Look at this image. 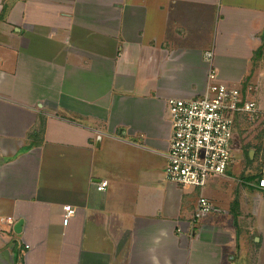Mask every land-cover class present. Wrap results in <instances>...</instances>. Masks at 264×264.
I'll return each instance as SVG.
<instances>
[{"label": "crops", "instance_id": "obj_1", "mask_svg": "<svg viewBox=\"0 0 264 264\" xmlns=\"http://www.w3.org/2000/svg\"><path fill=\"white\" fill-rule=\"evenodd\" d=\"M262 66L264 0H11L0 264H264V228L244 204L263 192L226 174L237 190L226 198L212 177L204 194L218 210L195 218L200 191L165 175L168 100L201 94L211 67L241 84L264 81ZM5 215L24 218L22 231Z\"/></svg>", "mask_w": 264, "mask_h": 264}, {"label": "built area", "instance_id": "obj_2", "mask_svg": "<svg viewBox=\"0 0 264 264\" xmlns=\"http://www.w3.org/2000/svg\"><path fill=\"white\" fill-rule=\"evenodd\" d=\"M211 55V54H210ZM252 87L230 84L220 79L215 67H211L205 89L199 95L168 100L172 132L167 152L165 175L167 179L182 186L198 189L195 218L218 210L213 201L204 194L212 177L226 175L232 170L234 155L241 151L237 142L238 127L246 123L260 127L261 147L249 150L250 157L258 162L253 178H238V182L260 190L264 194V107L252 96ZM236 143L239 145L237 146ZM108 180L97 184L104 190ZM65 220L75 213V208L65 205ZM13 225L16 219L3 216Z\"/></svg>", "mask_w": 264, "mask_h": 264}, {"label": "rangeland", "instance_id": "obj_3", "mask_svg": "<svg viewBox=\"0 0 264 264\" xmlns=\"http://www.w3.org/2000/svg\"><path fill=\"white\" fill-rule=\"evenodd\" d=\"M1 13H0V15H1ZM260 68H261V72L264 73V66H262ZM252 78L253 77H251V79L248 81L247 86L249 85L252 87V93H251L252 96L264 107V81H258L257 82L256 78H254L256 81ZM259 130H260V127L257 124L248 122V124H246V128L245 129L242 128L241 131H239V134L236 138L237 142L240 143L241 151L236 152L234 155L235 160L233 163V167L235 168V170L232 167V170L229 171L227 174L230 175L231 179L234 180L235 183L238 185V190L245 188V185H242V184H240V182H238V178L243 176V174L245 176L248 174L251 175L253 172H255L258 169V165H259L258 162L255 159H253L250 163H248V159L246 160L247 156H246V154L242 153V151L244 150V146L248 145V143H250V145L251 144H256V145L260 144L261 133ZM236 145L239 146L237 143H236ZM248 150H249V148H248ZM215 179L214 180L217 181L218 185L222 188V192L225 194L226 198H231L234 196V193H236V191H237V190L235 191V185L234 186L233 185L228 186L226 179L219 177V176H215ZM231 184H233V183H231ZM247 190L250 191V189H248V188H247ZM257 193H260V192H257ZM249 194H250V197H248L247 201L244 202V204H246L245 205V216L248 219V221H253L249 207L254 209L255 214L257 213L256 215H257V219H258L256 226L261 231V229L264 228V209L262 210L263 212L262 211L259 212V208H261V209L264 208V203H261L260 199L255 196L254 192H249ZM261 195H262V193H261ZM262 197H263V195H262ZM256 237H258V236H256Z\"/></svg>", "mask_w": 264, "mask_h": 264}, {"label": "trees", "instance_id": "obj_4", "mask_svg": "<svg viewBox=\"0 0 264 264\" xmlns=\"http://www.w3.org/2000/svg\"><path fill=\"white\" fill-rule=\"evenodd\" d=\"M10 3H11V0H5L4 1V3H3V8H2V10L3 11H6L7 10V8L9 7V5H10ZM249 78L247 77L241 84H242V88L243 89H246V87H247V84H248V80ZM246 124H248V123H246ZM245 124V125H246ZM241 126H239L238 127V133H239V131H241ZM248 146V147H247ZM253 147H255L256 149H257V151L259 150V148L261 147V142H260V144H251L250 145V143H248V145H245L244 146V150L242 151V153H244V154H246V160L248 159V163H250L253 159L250 157V153H249V150L251 149V148H253ZM248 148H249V150H248ZM246 151V152H245ZM243 154V155H244ZM245 157V156H244ZM258 170V169H257ZM256 170V171H257ZM247 176V175H246ZM244 174H243V178L245 177V178H247V179H249V178H253L252 176L250 177V176H247L246 177ZM251 189H254L253 187H250ZM239 198H238V196L236 197V199L233 201V204H232V211H233V214H234V220H235V222H236V220H237V212H238V210L237 209H239Z\"/></svg>", "mask_w": 264, "mask_h": 264}, {"label": "water", "instance_id": "obj_5", "mask_svg": "<svg viewBox=\"0 0 264 264\" xmlns=\"http://www.w3.org/2000/svg\"><path fill=\"white\" fill-rule=\"evenodd\" d=\"M23 224H24V218L21 217L18 220H16V222L14 223V230L16 232H21Z\"/></svg>", "mask_w": 264, "mask_h": 264}]
</instances>
